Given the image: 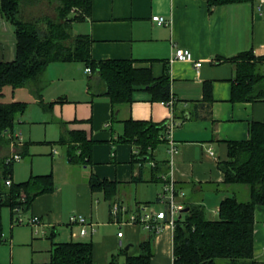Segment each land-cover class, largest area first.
I'll list each match as a JSON object with an SVG mask.
<instances>
[{
	"label": "crops",
	"instance_id": "1",
	"mask_svg": "<svg viewBox=\"0 0 264 264\" xmlns=\"http://www.w3.org/2000/svg\"><path fill=\"white\" fill-rule=\"evenodd\" d=\"M256 5L257 0L222 5L209 13L203 0H91L90 16L77 23V34L89 35L92 40L93 60H130L135 67L149 68L154 78L161 76L165 67L168 69L178 115L172 135L178 147L173 173L176 202L182 207L202 205L209 220L217 219L219 204L225 197L239 193L246 196L244 189L223 182L218 164L227 160V143L247 139L251 122H264V101H231L236 68L232 59L245 52H252L254 57L264 55V13H259ZM154 15L165 17L169 24H156L151 19ZM174 48L188 49L194 61H202L201 67L196 70L192 63L171 61ZM12 50L13 58L14 43ZM82 68L73 62L53 63L41 79L45 85L42 102L45 103L44 95L49 99L46 103L62 101L49 110L40 105L42 110L62 125L64 133L82 130L93 144L87 165H74L66 160V181L61 186L57 184L53 192L36 197L25 211L28 217L39 218L38 226L44 234L50 232L47 243L39 247L43 251L41 258L34 261L38 251L33 248L36 252L30 255V264H47L54 243H91L93 264H107L112 255L126 246L130 255L137 254L139 243L148 233L134 224L111 222L109 202L104 199L107 210L102 213L97 193L101 196L103 193L91 191L89 177L95 175L100 180L117 183L115 201L134 211L137 206H150L149 201L157 199L163 188L161 175L168 171L165 155L157 160L153 153L156 169L151 163L148 168L144 163L138 166L133 146L115 143V139L122 131L123 121L163 123L173 118L171 107L152 101L147 92L135 90L132 102L119 108L117 121L113 122L110 102L103 95L104 84L92 72L86 73V81L82 79L81 73L85 72ZM204 83L211 85L210 104L203 102ZM24 145L27 147V143ZM4 154L8 156L9 151ZM53 178L55 181V175ZM64 185L73 194L69 212L64 211L67 193ZM73 214L82 215L94 224L95 233L83 239L73 238L71 233L78 230L77 225L68 224ZM119 231L122 237H117ZM172 235L173 229L163 224L153 236L151 264H173ZM253 256L254 264H264V207L255 212Z\"/></svg>",
	"mask_w": 264,
	"mask_h": 264
},
{
	"label": "trees",
	"instance_id": "2",
	"mask_svg": "<svg viewBox=\"0 0 264 264\" xmlns=\"http://www.w3.org/2000/svg\"><path fill=\"white\" fill-rule=\"evenodd\" d=\"M26 0H0V17L13 27L14 55L9 61H0V143L27 108L22 100L3 101L4 89H20L32 84L38 104L49 110L56 102L43 103L42 77L53 63H81L98 75L105 86L103 95L111 105V121H117L121 106L132 102L135 90L147 92L152 101L168 104L172 101L173 120L178 118L171 95L170 76L165 67L161 76L154 78L149 68L135 67L130 60L91 58L92 40L89 35H72V24L90 16L91 0H59L57 18L25 20L20 16L21 3ZM209 13L214 7L253 0H203ZM236 63L231 88V101H264V55L254 57L245 52L232 59ZM211 85L204 83L203 102L210 104ZM183 119V118H182ZM167 122V121H166ZM128 119L122 122V131L115 143H129L140 161L152 160L156 147L165 142V124ZM7 141V140H6ZM9 142V141H8ZM56 143L65 147L66 158L74 165H87L91 159L93 141L82 130H69ZM227 160L219 162L226 186L243 185L248 190V200L237 195L225 197L219 204L218 217L209 220L202 205L186 204L174 221L172 235L173 264H254L253 230L255 212L264 207V122H251L248 137L230 141ZM27 147H21L25 154ZM12 162L0 158V244L4 242L1 211L7 206L24 213L36 197L49 194L56 188L53 175H31L23 182L12 180ZM152 167L157 168L153 163ZM10 181V185L5 182ZM91 191L102 192L109 205L115 201L118 184L100 180L91 175ZM138 245V253L130 255L120 250L107 264H151L153 234ZM47 264H93L92 245L86 242L54 243Z\"/></svg>",
	"mask_w": 264,
	"mask_h": 264
},
{
	"label": "rangeland",
	"instance_id": "3",
	"mask_svg": "<svg viewBox=\"0 0 264 264\" xmlns=\"http://www.w3.org/2000/svg\"><path fill=\"white\" fill-rule=\"evenodd\" d=\"M59 5V0H26L21 3L20 16L25 20H43L44 18L54 20L57 18ZM77 23L78 22L73 23L72 28L70 29V33L73 36L77 34ZM13 43V27L0 17V61L11 60L13 54ZM78 65L81 69H83V65L81 63H78ZM262 70H264V68H262ZM87 77L88 75L85 72L81 73V78L85 81ZM31 85L32 84H29V86H25L20 89H12L10 86H7L4 89L3 101L9 102L13 100H22L27 103V108L23 114L17 117L12 130L5 135V140H3L4 142L0 143V158L6 156L4 153L8 151L9 154L5 157L6 159L14 154L19 155V160L12 162V178L16 183L21 180H26L33 174H37L35 172H43L41 174L52 173L55 175V185L57 186L58 184L61 186L67 178L65 175L66 170L64 164L67 158L65 147L58 145L56 141L65 133L62 129V125L53 121L52 118H50V116L42 110L41 106L35 103L37 100ZM82 85L84 86L85 84L83 83ZM43 99L45 103L49 100L45 95ZM10 134L14 136L17 135L18 138L11 140L9 137ZM17 141H20V144H18ZM24 143H27L28 153L20 154L21 147ZM165 145L166 143H162L156 147L154 151V155L156 156L155 159H162L165 155L168 160V153L166 152V149L165 151L163 149ZM135 152L136 150L134 149L136 165L139 166V164L141 165L144 163L145 168L149 167V163L153 165V160L140 161V157L135 155L137 153ZM72 169L76 168L73 167ZM73 171H75L73 172V175H75L76 170ZM236 187L246 191V196L239 193L237 195L238 199L241 201L248 200L249 197L247 188L243 185H236ZM64 188L67 192L65 194L66 205L64 211L69 212V210L73 207L72 204H70L72 203L73 194L71 193V189H69L66 185H64ZM97 197L99 199L100 210L102 213H105L107 210V203L104 201L101 194L97 193ZM148 204L150 205L148 206L150 210L154 208H162V210H165L166 208L165 204L158 202L156 198L149 201ZM26 214L27 213L25 212L23 213V221L21 223L13 224L10 217V209L7 206L2 208L1 216L4 233L3 238H5L6 241L5 243L0 244V264H30V258L36 252L33 248H37L38 251L37 255L34 256V261L36 258H41V253H43V251H39L41 250L39 247L40 245L47 243V237L50 236V232H46V234H44L41 226L33 227L29 225L26 222L29 218ZM111 222L113 221L111 220ZM113 223L117 225L115 222ZM13 234L14 238L12 240L10 237Z\"/></svg>",
	"mask_w": 264,
	"mask_h": 264
},
{
	"label": "built area",
	"instance_id": "4",
	"mask_svg": "<svg viewBox=\"0 0 264 264\" xmlns=\"http://www.w3.org/2000/svg\"><path fill=\"white\" fill-rule=\"evenodd\" d=\"M256 10L259 13H264V0H257ZM152 21L158 25H168L169 21L161 16L154 15L151 17ZM171 61H179V62H189L192 63L194 69L198 70L202 61H194L191 55V52L188 49L184 48H174L171 56ZM85 73L91 74V70L89 68H85ZM171 107L172 101L168 103ZM177 123L170 118L165 124V143H166V152L168 153V171L166 174L161 175V180L163 181V189L162 192L158 194L157 200L158 202H162L165 204V210H150L148 205H139L133 211H129L126 206L121 204L118 201H113L110 204L109 214L111 216V220L118 225H124L126 223L134 224L139 226L142 230L146 232H151L154 236L158 234L162 225H167L171 229L174 227L175 219L180 216L181 211L183 209L176 202V197L178 193L175 189V182L173 181V173H174V157L178 152V147L175 141L173 140V131L177 127ZM10 139L18 138V136H14L12 134L9 135ZM20 144V141H17ZM14 143V142H13ZM136 153V152H135ZM211 153V152H210ZM19 155L14 154L6 159V162H13L19 160ZM6 185H10V181L5 182ZM15 216L13 217V224L21 223L23 221L22 216L23 212L20 209H14ZM29 225L33 227H37L40 225V220L37 216H31L26 221ZM69 227L76 226L78 227L77 232L71 233V236L76 239H83L85 237H89L95 233V226L91 222H88L85 217L79 214H73L69 217L68 220ZM122 231L117 233V237H122Z\"/></svg>",
	"mask_w": 264,
	"mask_h": 264
},
{
	"label": "water",
	"instance_id": "5",
	"mask_svg": "<svg viewBox=\"0 0 264 264\" xmlns=\"http://www.w3.org/2000/svg\"><path fill=\"white\" fill-rule=\"evenodd\" d=\"M186 211H187V209H182L181 213H182V212H186ZM128 248H129V246H126V247H125V250H128Z\"/></svg>",
	"mask_w": 264,
	"mask_h": 264
}]
</instances>
